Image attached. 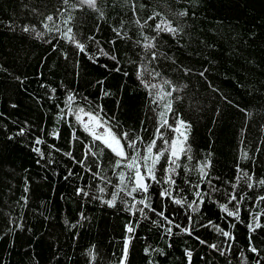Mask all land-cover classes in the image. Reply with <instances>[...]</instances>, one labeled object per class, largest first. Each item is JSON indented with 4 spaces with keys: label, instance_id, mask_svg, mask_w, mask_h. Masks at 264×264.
Wrapping results in <instances>:
<instances>
[{
    "label": "snow or ice",
    "instance_id": "6c2138e0",
    "mask_svg": "<svg viewBox=\"0 0 264 264\" xmlns=\"http://www.w3.org/2000/svg\"><path fill=\"white\" fill-rule=\"evenodd\" d=\"M45 8L42 30L34 24L19 26L11 21L7 27L13 31L19 27L26 35L35 33L34 39L46 46L45 52L57 55L58 62L51 65L53 74L64 68L65 74L73 76L75 86L61 81L53 87L42 80L39 88L44 94L36 96V102L51 103L52 129L46 130L41 123V135H36L31 131L34 125L25 120L15 132L5 125L4 134L9 141L20 137L19 143L27 144L38 157L35 163L68 186L60 199L71 201L80 210L74 221L64 219L66 231L60 234L55 232L57 225H51L46 233L35 230L26 224L25 211L8 216L0 229V241L4 243L0 264H79L72 257L80 247V230L90 227L88 205L126 214L117 264H131L134 240L145 242L142 251L146 264H160L157 256L166 258L167 250L180 236L185 237L181 244L183 264H264V176L257 177L255 171L257 164L264 167V139L260 138L264 136V123L256 125L260 130L257 137L249 139L250 147L243 149L234 162L231 180L215 174L212 151L198 159L190 143L193 122L185 118L187 101L191 102L187 103L189 111H206L212 124L220 123L234 111L251 116L247 107H241L229 92L213 82L215 77L210 74L217 69L213 59L204 58L196 67L185 65L172 54L174 49H192L194 23L189 20L194 21L195 11L190 15L187 4L174 7L171 3L162 5L159 0H47ZM89 20L85 36L78 29ZM196 43L204 45L211 55L212 44L203 39ZM65 44L72 46L71 55ZM121 44L132 54L126 59ZM193 54L200 57V49L187 52L185 59ZM81 59L103 72L99 77L84 79L88 73L86 69L81 73ZM40 62L47 64L44 57ZM4 71L7 73V69ZM176 72L181 73L179 81L170 75ZM12 75L18 85L28 79ZM111 75L121 78L116 89L106 86ZM36 77L42 79L43 72H37ZM193 77L198 79L194 82ZM129 82L135 85V91H142L145 107L155 114L147 139L143 135L145 120L137 129L129 126L123 113L117 114L122 91ZM93 88L97 91H89ZM206 98L212 101L211 107L203 103ZM106 99L117 104V111L106 109ZM10 107L17 105L12 103ZM61 124L67 129L64 147L55 143L63 135ZM246 131H251L247 123L239 130L242 143ZM212 132L210 128L209 134ZM42 145L47 146V152ZM240 161L249 162L250 167H242ZM61 163L63 167L59 168ZM28 184L25 177L23 195L19 197L23 208L29 202ZM40 215L50 222L48 215ZM148 225V232L164 240L165 246L147 244V236H142L140 230ZM59 235L67 238L64 244ZM17 236L26 238L22 251L15 252L19 260L13 261ZM97 243L83 248L86 264H100Z\"/></svg>",
    "mask_w": 264,
    "mask_h": 264
},
{
    "label": "trees",
    "instance_id": "16d2710c",
    "mask_svg": "<svg viewBox=\"0 0 264 264\" xmlns=\"http://www.w3.org/2000/svg\"><path fill=\"white\" fill-rule=\"evenodd\" d=\"M47 0H0V229H3L8 216H16L20 211L27 213L25 222L34 227L35 230L47 232L51 225H57V234L66 231L63 224L64 219L74 221L80 210L71 201L60 199V193L68 187L64 181L56 180L51 173L46 172L41 165L35 163L38 157L30 150L27 144L19 143L20 137L15 140H7L4 134V126L15 132L16 129L28 120L34 127L32 133L41 135L39 124H43L46 130H51L54 124L52 112L54 109L50 102L44 100L37 104L36 96H43L44 90L39 88L43 81L50 83L53 87L63 81L66 85L75 86L71 73L65 74L64 68H59L53 74L51 65L57 61V55L45 52L46 46L39 40L34 39L35 33L26 35L17 27L15 31L7 27V22L13 25L24 24L37 25V30H42L40 22L46 13ZM162 5L172 4L174 7H182L187 4L191 11H195L194 29L191 31L193 37L192 49H200L201 56L192 55L185 59L187 52L192 49H174L173 53L185 65L199 67V61L207 58L213 59L217 65L216 72L210 74L215 77L214 83L222 90L229 92L238 101L241 107H247L251 116L234 111L228 113L224 120L218 124H212L209 114L200 109L188 110L187 101L184 114L186 119L193 122V131L189 137L193 146V152L199 159L204 152L212 151L215 174L222 176L224 180H231L235 175L234 162L240 156L243 149H248L249 139H255L259 133L257 124L264 123V0H159ZM37 9L33 12L32 9ZM91 21L84 24L81 29L83 35H87ZM166 40H170L165 35ZM203 39L214 47L209 51L204 45L196 41ZM65 49L72 53V46L65 44ZM122 55L126 59L132 55L123 47ZM44 57L47 64L41 63ZM133 58H135L133 56ZM103 62V61H102ZM68 68H72L69 63ZM7 69V73L4 71ZM87 70L88 75L84 79L99 77L103 69H97L95 65L89 64L81 59V73ZM43 72V77L37 78V72ZM27 76L23 85H18L13 75ZM173 79L179 81L181 73L170 74ZM195 82L197 77L192 78ZM239 82V87L237 86ZM121 83V78L111 75L107 78L106 86L116 89ZM135 85L129 82V86L122 91V100L119 104L117 114L123 113L129 126L135 125L141 128L140 121H146L143 129L145 139L148 138L154 126L155 114L150 112L143 103V94L134 90ZM89 91H97L93 88ZM58 94L60 90L58 88ZM203 94V93H202ZM210 95V94H209ZM215 99V98H213ZM15 103L17 107L12 108L10 104ZM203 103L207 107L212 106L210 99ZM107 110L117 111V104L110 99L105 100ZM12 121H18L13 124ZM248 124L251 131H246L243 143L239 135L241 127ZM63 130L61 140L55 141L58 146L64 147L67 136L66 126L61 124ZM213 129L209 134V129ZM171 136V132L167 133ZM264 139V136L260 137ZM53 142L52 138H47ZM47 152V146H41ZM57 159L59 156L54 153ZM67 159V158H65ZM91 163V161H89ZM242 167H250L249 162L240 161ZM59 168L63 167L61 163ZM75 167V166H73ZM257 177L264 176V167L255 165ZM47 176V180L44 177ZM29 181V202L27 208H23V202L19 197L23 195L24 178ZM53 184H56L53 187ZM41 201H45L42 205ZM215 210V208L213 209ZM48 215L50 222L45 221L43 216ZM86 214L92 217L90 227L80 230L79 245L75 249L76 255L72 261L79 260V264H86L82 251L89 244L98 242L97 246L101 256H98L100 264H117L120 249L122 247V225L126 220V214L122 212L113 213L112 210L101 211L100 206L88 205ZM148 225L140 230L142 236H147V244L153 247L165 246V241L148 232ZM154 231V229H153ZM240 234V229H237ZM26 238V237H25ZM17 236V248L12 260L18 261L19 256L15 252L22 251L24 239ZM67 238L59 235V241L64 244ZM184 236L175 238L174 247L167 250V257H159L160 264H183L181 244ZM240 240L243 236L240 235ZM136 247L132 250L131 264H146V257L142 251L144 241H133ZM191 243V241H189ZM240 247V244L237 245ZM4 243L0 241V249ZM39 251V249H37ZM47 251H52L48 249ZM71 253V249L68 250ZM115 253V255H113ZM235 256V254H233ZM223 264V262H221Z\"/></svg>",
    "mask_w": 264,
    "mask_h": 264
}]
</instances>
